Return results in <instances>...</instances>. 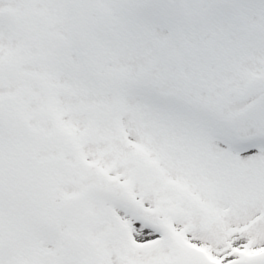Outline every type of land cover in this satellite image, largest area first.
<instances>
[{
	"label": "snow or ice",
	"instance_id": "1",
	"mask_svg": "<svg viewBox=\"0 0 264 264\" xmlns=\"http://www.w3.org/2000/svg\"><path fill=\"white\" fill-rule=\"evenodd\" d=\"M0 264H264V0H0Z\"/></svg>",
	"mask_w": 264,
	"mask_h": 264
}]
</instances>
